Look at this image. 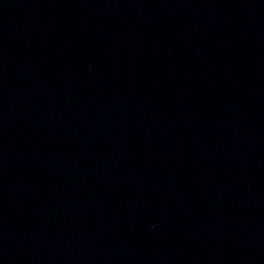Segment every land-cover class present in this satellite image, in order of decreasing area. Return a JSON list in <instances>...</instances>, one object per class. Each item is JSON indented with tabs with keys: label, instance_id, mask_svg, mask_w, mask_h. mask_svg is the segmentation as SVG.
Here are the masks:
<instances>
[{
	"label": "water",
	"instance_id": "water-1",
	"mask_svg": "<svg viewBox=\"0 0 264 264\" xmlns=\"http://www.w3.org/2000/svg\"><path fill=\"white\" fill-rule=\"evenodd\" d=\"M0 264H264V0H0Z\"/></svg>",
	"mask_w": 264,
	"mask_h": 264
}]
</instances>
